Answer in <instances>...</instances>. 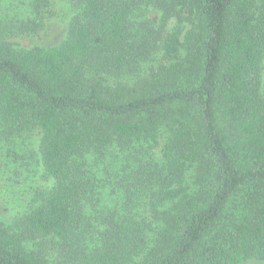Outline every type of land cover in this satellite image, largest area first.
<instances>
[{
  "label": "trees",
  "instance_id": "1",
  "mask_svg": "<svg viewBox=\"0 0 264 264\" xmlns=\"http://www.w3.org/2000/svg\"><path fill=\"white\" fill-rule=\"evenodd\" d=\"M55 1L0 0L5 165L38 134L54 181L0 264L264 260V0H64L60 42L15 40Z\"/></svg>",
  "mask_w": 264,
  "mask_h": 264
},
{
  "label": "rangeland",
  "instance_id": "2",
  "mask_svg": "<svg viewBox=\"0 0 264 264\" xmlns=\"http://www.w3.org/2000/svg\"><path fill=\"white\" fill-rule=\"evenodd\" d=\"M55 2L57 15L47 20L45 28L37 36L16 38L15 40L24 47L51 46L60 42L67 34L72 14L64 0ZM148 16L157 22L160 13L151 9ZM174 24L175 20H171L170 26ZM38 138V134L34 135L28 143V147L16 145L13 148V154H16L18 158L14 159L13 156L12 162H9L10 166L5 165L9 161L8 155L6 149L0 144V216L8 222L29 208L36 190H47L54 184L52 179L45 178L43 169L38 162ZM55 258L57 257L52 256L51 260L58 262ZM240 264H264V260L251 259Z\"/></svg>",
  "mask_w": 264,
  "mask_h": 264
}]
</instances>
